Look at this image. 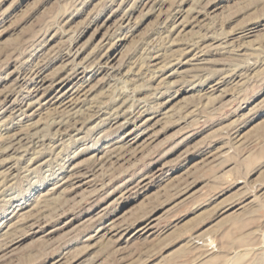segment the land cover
Wrapping results in <instances>:
<instances>
[{"label":"rangeland","instance_id":"1","mask_svg":"<svg viewBox=\"0 0 264 264\" xmlns=\"http://www.w3.org/2000/svg\"><path fill=\"white\" fill-rule=\"evenodd\" d=\"M0 264H264V0H0Z\"/></svg>","mask_w":264,"mask_h":264},{"label":"bare ground","instance_id":"2","mask_svg":"<svg viewBox=\"0 0 264 264\" xmlns=\"http://www.w3.org/2000/svg\"><path fill=\"white\" fill-rule=\"evenodd\" d=\"M157 7V6H156ZM180 9V8H179ZM127 19V18H126ZM179 24V23H178ZM179 30V29H178ZM163 43V42H162ZM173 56V55H172ZM195 56L197 55H193L189 60L192 61V60H195ZM197 58V57H196ZM188 60V61H189ZM187 62V61H186ZM60 70V69H59ZM159 80V79H158ZM53 83V82H52ZM44 90V89H43ZM35 92V91H34ZM30 93V92H29ZM43 93V92H42ZM38 96V95H37ZM83 97V96H82ZM59 103V102H58ZM44 104V103H43ZM64 104V103H63ZM39 110V109H38ZM19 112V111H18ZM24 113V112H23ZM45 115V114H44ZM22 116V115H21ZM27 126V125H26ZM3 137V136H2ZM11 137V136H10ZM138 144V143H137ZM99 162V161H98ZM75 177V176H74ZM91 181V180H90ZM75 185V184H74ZM114 221V220H113ZM112 224V223H111ZM110 224V225H111ZM116 224V223H115ZM114 224V225H115ZM112 227V226H111ZM121 227V226H120ZM127 227V226H126ZM147 228H150V227H147ZM112 229V228H111ZM114 229V228H113ZM116 229H119V227H116L114 230L117 231ZM108 230V229H107ZM145 231V230H144ZM151 233V232H150Z\"/></svg>","mask_w":264,"mask_h":264}]
</instances>
